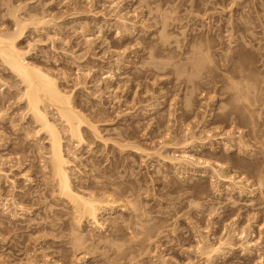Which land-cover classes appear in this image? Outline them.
<instances>
[{
    "label": "rangeland",
    "instance_id": "obj_1",
    "mask_svg": "<svg viewBox=\"0 0 264 264\" xmlns=\"http://www.w3.org/2000/svg\"><path fill=\"white\" fill-rule=\"evenodd\" d=\"M162 5L153 0H0V31L15 29V11L20 18L46 16L47 24H30L21 40L22 47H31L28 60L58 76L77 108L99 126L101 138L83 127L87 143L73 149H79L73 159L75 186L124 189L113 192L118 208L109 219L122 223L115 237L112 221L103 231L86 222L81 232L92 239L76 249L71 210L52 193L45 168L46 134H35L36 124L20 98L23 86L0 62V194L11 209L16 200L30 210L13 219L0 207V264H209L197 251L199 237L216 243L233 229H246L258 245L243 251L242 241L235 239L233 248H224L225 258L212 264H264L259 258L264 256V190L250 198L249 185L244 195L230 191L209 168L176 169L132 147L158 150L162 140L178 146L160 152L177 157L184 140L195 135V147L188 149L195 157L220 161L221 174L256 183L253 172L259 163L264 166V0H167ZM119 12L127 15L129 29L116 21ZM163 21L168 43L164 51L149 49L161 46ZM237 23L249 29L237 30ZM207 42L213 64L203 56ZM235 95H260L251 117L242 113L245 101ZM48 110L56 118L55 110ZM209 134L214 137L205 139ZM241 136L253 150L235 145ZM202 142L214 146L217 155ZM127 200L135 205L127 206ZM149 215L163 227L161 234L141 245H124L131 235L125 221L137 218L142 224L152 219Z\"/></svg>",
    "mask_w": 264,
    "mask_h": 264
},
{
    "label": "bare ground",
    "instance_id": "obj_2",
    "mask_svg": "<svg viewBox=\"0 0 264 264\" xmlns=\"http://www.w3.org/2000/svg\"><path fill=\"white\" fill-rule=\"evenodd\" d=\"M153 1L158 2L159 6L162 7V9V4L167 2V0ZM117 6L118 5L114 7ZM119 13L120 14L117 13V15L115 16L116 21H118L119 24H121L122 26H125L127 29H129L128 23L130 21L127 19V15L121 12ZM38 16H35V14H29V17L27 18L26 16L20 18L21 16L19 17V15L16 14V11L14 12L15 29L11 31L8 29H1L0 31V62H2L4 66H7V69H9L11 73H13L18 78V80L23 86L20 98L22 100H25L27 112L31 115L32 119L36 124V128H34L35 134L38 136L43 133L46 134V137L44 139H46V142L48 143L47 159L49 166H45V168L49 167L50 169L49 173L52 183V193L57 195L56 199L58 201L63 204L67 203L66 205L70 208V215L72 216L74 222L73 224L76 227H74L76 233L75 231H73L75 234L72 236V242L74 243L76 249H81L86 242L92 239L90 238V236L85 235L84 232H81L83 225L87 222V224L93 229H100L101 231L105 230V222L110 220L109 217H111V214H114L116 208H118V206L116 205L117 200L114 197V193L122 194L124 189L118 186L111 187L106 185L102 187L96 185L97 190L95 191L97 192H95L94 190L92 191V189L89 190L85 188H80L78 186H75L74 184L73 176L76 175V171L73 167L74 160L77 159V152L79 149L75 148V151H73V149L75 146H82L87 143L83 127H88V129H90L89 131H91V133L93 132V134H95L96 136H100V130L98 129L99 126H96L97 123L94 124L92 121H90L91 119L88 118L87 115L83 113V111H81V109L79 110V108H77V105H75L74 102V94L72 95L70 92H68V90L66 91V89L61 86L60 79L58 78V76H56L49 69H45L28 60L31 47L30 49H28L22 47L21 45V40L24 39L26 33L28 32V27H30V24H33L34 26L38 24L40 26L49 22L45 18L46 16ZM162 24L163 25L161 31L163 34V40L161 46L157 48V45H151L149 46V49L156 48L155 50L159 49L162 51V49L166 46V43H168L169 30L167 29V23L166 21H163ZM242 24L243 25H237L239 27L237 28V30H241V28L245 30L249 29L246 23ZM29 45L31 46V44ZM201 47L202 45L198 46L199 49ZM202 52L204 53L203 56H205V59H207L210 64H213L211 63L213 61V57L211 55L210 42L209 44L207 42ZM245 76H247V74ZM246 79L247 77H245V80ZM261 80H263L264 82V75H261ZM258 96L260 95H237L238 98H236L235 95V98L236 100H238V102L240 101L239 99L242 98L245 101H243L245 105L242 106V113L244 112L245 115L247 114V116L251 117L252 113L255 111V107L258 102ZM49 107H52L53 110H55L54 112L56 113V118H53L51 116L48 110ZM58 121L61 122L62 127L60 123H58ZM252 125L253 126H251V134L254 139H256V131L253 128L255 125ZM188 129L190 128H186L187 132ZM64 134L67 135L68 144H66V135ZM228 134L230 135V133ZM170 136L171 133L168 132L167 137ZM101 137L102 135L99 138ZM213 137V134H209L205 139H210ZM244 137L245 136H241L239 140L236 139L234 141L235 145H237L239 148L246 149L249 148V146L242 141ZM195 140V135H192V137L189 139H185L183 142V144L185 145L183 146V151L180 155L178 154L177 157L176 154L172 157L167 155L165 156V154H162L160 152V149H163L164 147H167L169 145L178 146L174 143L172 144L170 142H164L162 140V143L160 145L161 148L158 150L153 148L149 149L148 147L138 145L132 147H134V153L140 154L142 155V157L146 158L155 154V156L157 155L161 157L162 160H165L166 162L168 161V163H172V165L175 166L176 169L184 168L186 165L200 166L202 168L207 169L209 168L213 172L212 178L218 177L220 180L227 182V189L230 191L237 190V192L244 195V193L247 192L245 191V188L247 187V185H249V187H253V191L247 192V196H249L250 198H253L255 196V190H264L263 162L262 165L261 163H259V165H257L253 172V175L256 179V183H250L248 179L242 181V179H238L235 176H232V174L223 175L221 174L224 168V164L222 162L216 161L212 163L208 159L204 160L201 157H195L194 154L188 150L189 148L195 147ZM224 141L223 143L225 144V146H227L226 149L230 151L229 148L231 146H229L227 141ZM125 145L124 148H126ZM242 145H244V147H242ZM206 146L207 145L202 142L201 147L203 148ZM181 147L182 146H180V148ZM66 149L68 152H66ZM205 149H208L210 152H213L215 155H217V149L214 148V146L211 145L209 147L208 145ZM249 149L253 150L252 148ZM233 150H236V148H233ZM200 175L202 177H206V170L202 171ZM251 201H253V199H251ZM132 202L133 200H129L128 202H126V205H135V203ZM12 205L14 209H11V205L9 204V202L6 201V199L2 200L0 194V207L4 208L5 212H7L13 219H17L19 214H22L23 212L30 213V210L26 209L22 204L16 202V200L12 202ZM127 206H125V208ZM119 210H122V208ZM151 218L152 219H150L149 221L145 220V223H148L150 227H148L147 225V227L145 226L144 220L142 218L140 219L141 221L143 220L142 224L141 222H139V220L136 221L137 218L135 221H133L132 219L125 221L128 222L126 226L128 229L131 230V235L130 238L126 240L124 245L128 247H131L133 245H141L142 243H144L147 237L149 238L151 236L153 237L155 235L158 236L159 234H161L163 227L157 224L156 220L153 217ZM119 220L120 219L118 217L112 218L110 220L113 223L112 237H115L116 232L122 228V223ZM140 224L142 226H140ZM138 225L141 229H143L142 231L134 230L133 227H137ZM247 236L248 235L246 229H242L240 231L238 229H233V231H227L226 236L224 238H221L216 243L211 242V240L207 236H200L197 242V251L198 253H200L201 256H204L207 261H209V264H212L214 260L218 258H225V255H223V251L225 250L224 248H226L227 246L233 248L235 245V239H240L242 241V243H240V247H242L243 251L245 250L249 252L253 250V247L257 246L258 242H256V239H248ZM117 250H122V246H118ZM44 257L47 256L44 255ZM259 258L262 260L264 258L263 254H261Z\"/></svg>",
    "mask_w": 264,
    "mask_h": 264
}]
</instances>
